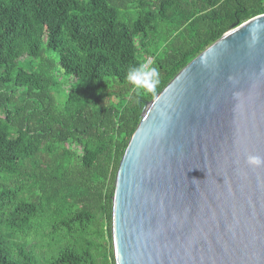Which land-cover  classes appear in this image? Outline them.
Returning <instances> with one entry per match:
<instances>
[{"label": "trees", "instance_id": "1", "mask_svg": "<svg viewBox=\"0 0 264 264\" xmlns=\"http://www.w3.org/2000/svg\"><path fill=\"white\" fill-rule=\"evenodd\" d=\"M264 0H0V264H115L112 196L151 101ZM159 71L135 91L130 67Z\"/></svg>", "mask_w": 264, "mask_h": 264}, {"label": "water", "instance_id": "2", "mask_svg": "<svg viewBox=\"0 0 264 264\" xmlns=\"http://www.w3.org/2000/svg\"><path fill=\"white\" fill-rule=\"evenodd\" d=\"M264 14L234 24L151 101L112 196L115 264H264Z\"/></svg>", "mask_w": 264, "mask_h": 264}, {"label": "clouds", "instance_id": "3", "mask_svg": "<svg viewBox=\"0 0 264 264\" xmlns=\"http://www.w3.org/2000/svg\"><path fill=\"white\" fill-rule=\"evenodd\" d=\"M127 83L132 86L135 91L153 92L159 85V71L153 66L146 64L130 67L125 77ZM245 163L249 167H260L264 165V159L258 155L249 154L245 159Z\"/></svg>", "mask_w": 264, "mask_h": 264}]
</instances>
